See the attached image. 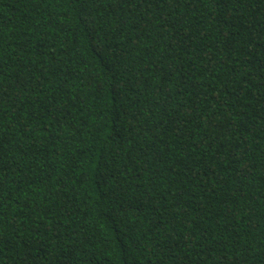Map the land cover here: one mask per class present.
Listing matches in <instances>:
<instances>
[{
  "label": "trees",
  "instance_id": "trees-1",
  "mask_svg": "<svg viewBox=\"0 0 264 264\" xmlns=\"http://www.w3.org/2000/svg\"><path fill=\"white\" fill-rule=\"evenodd\" d=\"M0 264H264V0H0Z\"/></svg>",
  "mask_w": 264,
  "mask_h": 264
}]
</instances>
